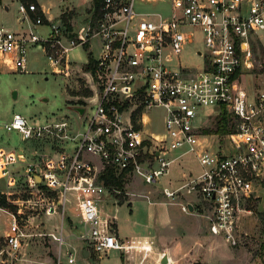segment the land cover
I'll return each instance as SVG.
<instances>
[{
	"label": "built area",
	"instance_id": "1",
	"mask_svg": "<svg viewBox=\"0 0 264 264\" xmlns=\"http://www.w3.org/2000/svg\"><path fill=\"white\" fill-rule=\"evenodd\" d=\"M139 1L151 9L139 11L136 0H102L99 16L80 34L63 24H51L47 35L36 33L44 22L41 15L30 17L37 10L34 3L18 7L24 27L10 30L0 24V67L6 62L16 71L25 70L33 45L45 53L56 49L57 56H46L59 65L58 56L94 36L101 49L89 70L93 93L78 106L82 112L76 109V125L64 117L33 125L18 113L4 124L23 141L51 139L47 147L0 153V197L5 202L0 208L10 216L4 237L8 251L18 252L36 234L62 245V225L35 234L26 232L20 220L31 213L70 218L66 205L72 195L83 224L80 237L95 253L138 248L145 256L151 242L127 243L117 235L114 212L101 217L103 196H112L118 205L122 194L104 177L109 172L124 174V180L138 176L156 186L176 158L190 154L199 170L173 188L163 186L166 201L204 218L208 231L231 246L242 243V221L253 214L258 187L264 185V86L248 92L242 81L254 67L255 46L264 45V0H168L166 14L153 7L162 0ZM196 33L202 48L194 53L202 57V69L168 63L194 42ZM88 107L91 115H86ZM152 107L166 112L160 132L146 127ZM210 107L214 111L206 112ZM222 114L228 130L215 133L209 121L216 123ZM207 138H215V149L205 144ZM69 142L73 145L66 149ZM185 195L192 198L176 201ZM68 256L72 261L70 251Z\"/></svg>",
	"mask_w": 264,
	"mask_h": 264
},
{
	"label": "rangeland",
	"instance_id": "2",
	"mask_svg": "<svg viewBox=\"0 0 264 264\" xmlns=\"http://www.w3.org/2000/svg\"><path fill=\"white\" fill-rule=\"evenodd\" d=\"M45 1L55 2L56 0ZM162 2L163 4H156L153 7L165 11L166 14L169 8V2L168 0H162ZM17 6L18 2L16 0H0V21L7 20L4 23V26L10 30L18 29L16 22H19L18 17H20V12L17 11ZM136 7L141 12L151 9V6L148 5L147 2L139 0H136ZM38 30L39 27L36 28V33L41 35L49 33L47 32L49 30L48 28H44L42 32H39ZM200 42V34L196 33L194 42L188 44L179 57L171 56L168 58V63L176 64L180 61L182 65L201 70L203 67L202 57L194 53L196 47L202 48ZM93 45L96 49L93 53L96 52L97 54V39L94 41ZM31 47L28 48L27 60L30 56L29 49ZM39 47L34 48L32 51V65L28 67L26 72L18 71L10 73L5 70L4 74H0V153H3L5 150L16 152L20 148H26L29 146H35L37 148L47 147L51 142L50 137L47 136L44 140L40 141H23L16 131H6L4 124L7 120L11 119L14 113L21 114L27 119L29 118L28 120L33 125L43 124L47 120L54 121L63 117L69 119L76 125L80 119H78L75 108L86 104L87 97L93 93L90 88V85H92V78L86 73V64L83 65L88 59L84 47L75 46L66 54L65 61H67L68 58L70 61L76 62L80 66H67V64H64L63 57L58 56L60 64H63V66L59 67L46 58L45 54H43ZM50 48L49 50L47 48V52L56 55V49L51 50ZM254 55L255 60L253 69L251 71H245L242 77L244 83L243 86L247 88L248 92H252L254 89L264 86V45L261 43L256 45ZM211 111H214V107L206 108V112ZM92 112L93 109L89 107L86 108V115H91ZM146 114L148 117L146 125L147 129L153 132L162 131L166 114L165 109L163 107H152L146 112ZM213 124H215V122L210 120L209 127H212ZM204 141L205 144L207 146L210 145L212 149L216 148L215 138H207ZM72 145L73 143L69 142L65 144V147L66 149H70ZM178 153L179 151L174 152L169 158L174 157ZM179 168H181L182 172H179L177 175ZM169 169L170 172L160 178L159 184L156 186L145 183L138 176L126 177V183L121 190V195L126 194V199H122L121 195H119L120 199L118 198V205L113 204L112 196H103L102 201L98 203L102 213L101 217L109 216L114 212L120 237H123L124 239L125 237L133 236L135 234L149 235L151 231L149 224L152 223L153 220L151 211L155 210L153 211V214H156L158 212H156V210L161 206L156 203H148L146 196H151L152 199H150L153 202L166 201L162 193V187L167 186L173 188L179 184L181 180L186 179L189 172L194 173L195 170H199V164L193 155L190 154L176 158L170 165ZM127 185H129V189H131L130 194H135V196H133L132 204L127 200L129 198L127 195ZM0 187H2L1 180ZM258 194L260 198L253 207V214L245 217V220L242 221L243 225L241 227V232L244 234L242 243L237 246H231L224 239L217 237L221 246V251L223 250L226 256L232 258L226 264H264V185L258 187ZM190 198H192V196L187 195L176 201L185 202ZM75 206V199L70 195V200L66 205V213L72 218H67L68 223H64L63 231L67 235V243L62 247L59 261L60 264H122V256L125 258L123 253H126L128 257L127 264H133L134 259L132 256L134 253L140 251L137 248L128 251L122 250V252L120 250H111L107 254H97L91 247L85 245V241L80 237V233L82 234L83 232V224L80 221ZM170 208L173 209V211L178 212L179 210L181 212L177 205L171 206ZM33 216H37V214L31 213L26 221L20 220L21 225L24 223L28 224L27 228H25L26 232H30L29 219ZM195 217H193L195 222H204L201 217ZM42 221L45 227L49 225L45 219ZM9 225L10 216L5 212L0 211V227ZM46 231L45 228L40 230L42 233ZM0 237L4 239V236ZM29 238L27 239L28 241ZM38 245L39 244H37V246ZM45 245V248H42V244H40V248L39 246L37 247L34 244H30L28 251H26L27 257H35L41 254L42 250L43 256L45 254L52 256L53 263L49 264H58L59 262L57 258L52 255V251L47 247L49 246L48 242H45ZM66 249L72 253V261L70 262L68 261V251L65 252ZM83 251H87L86 255ZM149 252H151V250H149ZM141 255V259L137 264H140L145 257L143 251L141 252ZM18 258L19 250L16 253H12L8 251L5 245L1 246L0 264H16ZM18 263L24 264L25 262L22 260ZM25 264L32 263L29 262ZM180 264H197V262L186 260Z\"/></svg>",
	"mask_w": 264,
	"mask_h": 264
},
{
	"label": "crops",
	"instance_id": "3",
	"mask_svg": "<svg viewBox=\"0 0 264 264\" xmlns=\"http://www.w3.org/2000/svg\"><path fill=\"white\" fill-rule=\"evenodd\" d=\"M16 1L18 2L17 11H18V7L20 4H27L26 2L24 3V2H21L20 0H16ZM34 4L36 5L37 10L34 13L29 12V15L31 18H33L35 14H39L42 16L44 24L42 26H39V30H38L39 32L40 31L42 32L44 28H48L49 30L47 32H49L51 24L65 25L62 20V14H66L68 16V24L70 25V29H71L70 31L73 34L82 33L88 28L89 24L92 22L93 11H94L93 0H56L55 2L54 1L48 2L45 0H35ZM19 14H20V17H18L19 22H16L18 29L26 25V21L24 17L22 16L21 13ZM6 21L7 20H1L0 24L4 25ZM96 39L98 41V53L97 54L96 52L93 53L94 50L96 51L93 45ZM63 42L66 43V39H63ZM36 47H39V46H33L29 49L30 56H29V59L26 61V68H25L26 70L21 71V72H26L28 67L32 65V53H33L32 51ZM82 47H84V50L88 57V59L86 60V62L83 63V65L86 64L87 66V64L89 63V59H92L94 61L100 55V50H101L100 42H99L98 37L96 36L92 37L89 40V42L86 45H82ZM39 48L42 50L43 54H45L46 56V53L42 49V47H39ZM70 51L71 49L68 50L67 53H69ZM67 53L63 55V59L65 62L64 64L66 65L68 63L67 65L80 66L76 62L70 61V59L68 58H67V61H65ZM46 58L48 57L46 56ZM55 65H57L58 67L63 66V64L59 65L58 63H55ZM5 70H7L10 73L18 72L10 68V66L6 62L2 63V66L0 67V74H4ZM86 73L90 75L89 70L86 71ZM47 121H51V120H47ZM179 172L180 173L182 172L181 168H179L177 175L179 174ZM127 186H128L127 195L129 196L127 200L132 204L133 196L135 195L130 194L131 189H129V185ZM185 196L179 197L177 200L184 198ZM148 198L152 199L151 196H148ZM146 200L148 201L147 198ZM148 203L150 204L156 203L161 206L159 207V209L156 210V212L158 211L156 214L155 213L153 214V211L155 210L151 211L153 220H152V223L149 224L150 230H151L150 234L149 235L135 234L133 236L125 237L124 239L123 237H121L126 242L128 241L127 243H131L132 241H134L135 243H140V244H144L145 242H149V241L152 243L151 252H148L145 255L144 259L142 260L140 264H160V259L164 253L167 254L168 258H171V261L169 264H180L181 262H184L186 260H191L194 262H198L200 264H226L228 261L232 259L231 257L226 256L223 250L221 251V246L217 238L219 236L212 235L208 231L207 224L204 218L196 214L185 213L183 211L180 212L179 210L178 212L173 211V209H171L170 207L176 206V205L179 206L177 203H168L166 201H159V202L158 201L157 202L148 201ZM162 206H165V207H162ZM0 211L3 212L1 208H0ZM195 216L201 217L202 220H204V222L202 223L195 222L193 220V217ZM66 217H61L59 214H54V215H49V216L48 215L33 216L32 218L29 219V231L30 232L28 233H35V234L42 233L40 232L42 228H45L47 231H54L55 229L59 227V225H62V228L64 230V223H68ZM44 219L49 224L47 227L44 226V223L42 221ZM27 226L28 224H26L25 228H27ZM8 230H9V226L0 227V236L5 237V235L8 233ZM116 232H117V235L119 236L118 229H117V223H116ZM45 242H48L49 246L47 247L49 248V250L52 251V255L55 256L59 262L62 247L67 243L66 238H65L64 243L62 245H59L56 242L52 241L47 236H41V235L36 234L30 237L29 241L26 240L25 243L22 244L21 248L19 249V258L16 264H19L18 262L22 260L25 263L30 262L32 264L53 263L52 256L48 254H45L43 256L42 250H41V254L35 257H31V256L27 257L26 255V251H28V247L30 246V244H34L35 246L39 244L38 246L40 248H41L40 244H42V248H45L46 246ZM84 244L87 245L86 242H84ZM67 251L69 250L66 249L65 252ZM83 252H85L84 254L86 255L87 251H83ZM138 252L134 253V255L132 256L134 259L133 264L139 263L141 259L142 251L140 250ZM123 254L125 258H123L122 256V264H127L128 257L126 253H123ZM58 264H60V262Z\"/></svg>",
	"mask_w": 264,
	"mask_h": 264
},
{
	"label": "trees",
	"instance_id": "4",
	"mask_svg": "<svg viewBox=\"0 0 264 264\" xmlns=\"http://www.w3.org/2000/svg\"><path fill=\"white\" fill-rule=\"evenodd\" d=\"M20 1L24 2V3L25 2L31 3V2H34L35 0H20ZM101 2H102V0H93V8H94L93 16L95 18L99 16ZM36 15H39V14H35L33 17H35ZM62 20H63V23L65 24L66 28L68 30H71L70 25L68 24V16L66 14H62ZM93 63H94V61L92 59H89V63L86 66L87 71L88 70L93 71V69H94ZM89 94H90V92H89ZM227 124H228L227 117L225 114H222L221 118L216 121V123H215L216 129H214L213 132L220 133V134L226 133L228 130ZM123 177H124V174H121L118 177H115L112 172H109V173H106V175L104 177L105 178L104 182L107 185H113V186H116L120 189H123L124 182H125ZM125 195L126 194L121 195V198L126 199ZM4 205H5V202L2 199V197H0V206L3 207ZM2 245H4V239L2 237H0V249H1ZM197 264H200V263L197 262Z\"/></svg>",
	"mask_w": 264,
	"mask_h": 264
},
{
	"label": "water",
	"instance_id": "5",
	"mask_svg": "<svg viewBox=\"0 0 264 264\" xmlns=\"http://www.w3.org/2000/svg\"><path fill=\"white\" fill-rule=\"evenodd\" d=\"M76 109H77L79 112H82V108H80V107H76ZM189 207L192 208L191 205H189ZM160 264H169V260H168V257H167L166 255H163V256L161 257V259H160Z\"/></svg>",
	"mask_w": 264,
	"mask_h": 264
},
{
	"label": "bare ground",
	"instance_id": "6",
	"mask_svg": "<svg viewBox=\"0 0 264 264\" xmlns=\"http://www.w3.org/2000/svg\"><path fill=\"white\" fill-rule=\"evenodd\" d=\"M147 118H148V117L146 116V119H147ZM166 174H168V173H166ZM166 174H165V175H166ZM165 175H163L162 177H164ZM162 177H161V178H162ZM114 217H116V216L114 215ZM151 249H152V245H151ZM163 255H166V256H167V254H165V253H164ZM163 255H162V256H163ZM168 260H169V263H170V258H168Z\"/></svg>",
	"mask_w": 264,
	"mask_h": 264
}]
</instances>
